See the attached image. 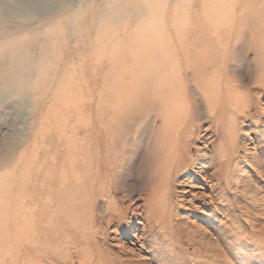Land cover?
I'll use <instances>...</instances> for the list:
<instances>
[{
	"label": "rangeland",
	"instance_id": "374dc122",
	"mask_svg": "<svg viewBox=\"0 0 264 264\" xmlns=\"http://www.w3.org/2000/svg\"><path fill=\"white\" fill-rule=\"evenodd\" d=\"M7 1L0 0V53L4 43L13 46L0 57V264H264V0H153L145 15L138 0H37L25 7ZM43 2L54 7L46 11ZM130 39L187 48L172 50L180 53L175 82L186 105L180 125L160 119L172 106L149 104L160 83L155 73L132 79L119 70ZM24 45L26 62L42 54L45 68L7 74ZM110 57L116 63L109 69ZM200 91L232 94L220 104L230 128L219 130L209 116L211 98ZM235 100L237 107L230 105ZM63 136L91 140L94 156L108 152L107 182H93L79 220L96 217L99 228L80 232L81 245L64 238L77 209L68 207L73 223L66 226L59 213L61 162L54 157ZM162 150L173 156L157 158ZM147 152H156L153 165L161 171L153 187L171 211L144 229L138 211L149 192ZM17 198L19 215L12 212ZM72 203L81 209L79 200ZM135 232L143 233L140 241Z\"/></svg>",
	"mask_w": 264,
	"mask_h": 264
},
{
	"label": "bare ground",
	"instance_id": "6f19581e",
	"mask_svg": "<svg viewBox=\"0 0 264 264\" xmlns=\"http://www.w3.org/2000/svg\"><path fill=\"white\" fill-rule=\"evenodd\" d=\"M22 1L23 2H21V3H22V6L24 5V7L26 5H31V4H34L35 2H37V0H22ZM152 1L153 0H148V1L147 0H138V6L140 7V10L144 9V11H145L144 15L146 13L148 14L149 11L154 8V4L153 3L155 1H153V2ZM7 2H10V0L7 1ZM38 2L40 4V1H38ZM12 3H13V1H12ZM17 4H18V2H17ZM43 4H44L43 7H44V9L46 11H48V10L50 11L52 9V7H54L51 4L46 5V3H44V2H43ZM75 4L77 5L76 2H75ZM15 5H16V3H15ZM10 11H13V10H10ZM15 11L18 13L17 10H15ZM22 11H24L23 8H22ZM28 11L29 10L27 9V11H26L27 14L29 13ZM20 13H22V12H20ZM13 15H15V14H13ZM17 15H19V14H17ZM21 16L25 17L24 14H22ZM26 17H27V15H26ZM138 17H140V16H138ZM139 21H140V19H139ZM155 22H156V20H155ZM122 24H123V22H122ZM27 43H29V42H27ZM167 44H169V43L168 42L166 43V41H160V40L158 42H156V41H147V40L145 41V40H140V39L127 40V42L121 48V54H120L121 56L119 58L118 67H119L120 71H128L129 73H132L131 74L132 75V79H138L141 76H146L144 74L148 75L151 72L153 74L155 73L157 75L160 83H158V85H155L154 87H152L154 93H152V98H151L152 104L150 102H149V104L151 106L155 107L156 109H159V108L160 109L161 108L164 109V107H166V106H172L171 109H165V111L162 112L163 115H160V119H162L163 122H165V121L168 122V124H171V125L172 124H176L178 126L181 123L180 119L178 118V116L186 109V105H184L183 102L181 101V92L178 90L179 85H176V82H175L177 80V76H176L177 70L179 69V66L176 63L179 60L180 53L172 54V50H174V51L176 50L178 52H181V51H186L187 48L184 45H181V43H180V45L179 44H177V45L169 44V46ZM3 46L4 47H2V50H1L2 53H0V57L1 58L4 57V56H1L2 54H4L3 53V49L4 50L7 49L10 52L11 50H9V47L13 46V45L4 43ZM27 52H28V46L27 45H24L23 47H18V51H16V53H18L17 55H20V57H15L14 58V59H18L15 62V66H13L12 63L11 64L8 63V66H6L4 68V70L6 71L7 74H11V75L25 74V73L30 72L33 67H34L33 69H36L37 72H41L45 68V66L42 65L43 64V60H45V59L42 60V57H41L42 54L40 56H38L37 59L33 60V58H30L26 62L25 59H26L27 56L25 54H27ZM148 53H149V55H148ZM24 55H25V58H24ZM5 62H7V61H5ZM126 62H129V63H126ZM113 63H116V61H115V59H111V57H110V61L108 63V68L109 69L111 68L110 66L113 65ZM185 63L188 64V61L186 60ZM4 64H6V63H4ZM51 66H52V64H51ZM146 68H149L150 71L147 72ZM195 74L196 73L193 72V76L194 77H195ZM213 80H215V79H213ZM210 85H211L212 89L214 87H216V86L219 87V85L215 84V83H210ZM138 88H139L138 89V93L142 94L143 88L141 86H139ZM213 90H215V89H213ZM230 94L231 93L228 92V94H225V95L222 93L221 95L212 96L211 91H208V92H201L200 91V95L201 96L209 97V99L211 98V100H208V102H207V105H208V107L210 109L209 110L210 111L209 112V116L210 117L213 116L212 118H214V119H212V120H215L216 124H218L220 131H224L225 129L230 128V125L227 123L226 113H225V111H223V108L220 106V104H222V102L227 100L226 98L230 97ZM239 104H241V103L238 100H235L234 102H231L230 105H233V106L237 107V106H239ZM243 105H244V103H243ZM109 108H110V106H109ZM133 111L134 110H130V111L126 110V114H129V113H131ZM164 135L168 136L166 134H164ZM166 138H168V137H166ZM60 140H61V145L63 146V149L58 152L56 157H54V158H57V159L59 158V161L61 162L60 170H59V173H58V178H56L57 184H55L56 185L55 186L56 187V191H57V193L60 194V201H59L60 205L57 204V206L59 205V207L62 210L59 213H64L61 221H62V223L65 226L67 224L73 223L71 221V219H69L68 207L71 206L73 208L72 211L77 209L76 214H75V221H74L75 223H73L75 226L73 228H71L70 230L67 229L68 233H67V235L64 234V238H65V240L70 238L72 240V242H74L76 245L77 244L81 245V243L83 242L82 239H84V238L80 234V232H85V231L96 232V230H98V228H99V227H97V219H96V217H95V221L94 222H91V223H88V224H86V222H80V221H83L84 217L86 218V215L84 213L85 208L87 207L86 206V199H87L86 197L87 196H92L95 193L93 182L98 181V182L103 183V184H105L107 182L106 178H104L102 172H104L106 170V164H107L106 160H107V156H108L107 153L108 152L107 151H103L102 153H100V155L94 156V154H92V148H93L92 144H94V142H92L91 140L78 139L76 137H66V138L64 137V138H61ZM76 149H78V150H86L87 153L86 154L84 153L83 155H78L76 153ZM147 155L148 156H147V159H146V164L144 166V178H145L144 189H146L148 187V185H149V189H148L149 192L146 194V197L143 198V204H142L143 208L140 211H138L139 214L142 216V219L145 220L142 223L144 229H145V227L147 228V226L152 227L151 223H158L160 221L165 222L168 219L167 215L171 211V210L166 208V211H167L166 212L165 209L161 206V196H160V194L158 192L159 186L158 187H153L154 186L153 184H155V182L156 183L159 182L158 172H159L160 169L157 167V165H155V164L153 165V162L156 160V152H154L152 154L148 153ZM160 156H169V158H171L173 156V153L169 152V151L162 150V151H160V153L157 154V158L160 157ZM29 158L31 159L30 156H29ZM79 166L84 167L85 171H84V173L83 172L82 173L81 172H79V173L76 172V174H75L74 173L75 169L78 168ZM100 167H101V172H100ZM25 168H23L24 170L22 171L24 173L26 172L25 171L26 169H29L28 167L26 169ZM91 172L94 173V178L92 179V181L90 179ZM22 175H23V173H22ZM36 175L37 174H35V176ZM20 176L21 175H19V177ZM47 177H48V175H47ZM50 178H51V176H50ZM8 180H10V179H8ZM19 181H21V180L19 179ZM149 182H150V184H149ZM28 183L30 184V182H28ZM112 183H113L112 187L117 189L118 188V184H115L114 182H112ZM23 184H22V186H23ZM42 185H41V187H42ZM22 186H19V187L22 188ZM29 187H32V185L30 184ZM43 187H44V185H43ZM33 188L35 190V187H33ZM37 188H39V187H37ZM3 189H2V192H3ZM25 189H26V187H25ZM28 189L30 190V188H28ZM50 189H51V187H50ZM8 190H9V187H8ZM54 190L55 189L52 188L51 190H49L50 191L49 193H53ZM40 191H42V190H40ZM180 191H182V190H180ZM30 192H32V191H30ZM33 192H35L34 194H36V190L33 191ZM68 192H71V193H69V195H68ZM104 193L105 192L103 190H98V192H96V195L97 196L98 195H103ZM31 195L28 196V197L31 198ZM74 200H79L81 202V209L78 210L77 206L72 203V201H74ZM9 201H8V204H9ZM21 201H20V198L19 199L17 198L13 202V207H12V212L13 213L18 211V209L16 211H14V210L18 207V203H20ZM24 206H26V205L24 204ZM19 207H20V204H19ZM139 207L140 206L138 205V208ZM108 208L109 207L106 208L107 211H108ZM0 209H2V208H0ZM8 209L6 207V210H8ZM162 211H164V214H162ZM2 212H3V210L0 212V214ZM18 212H16L15 214H17ZM17 215H19V214H17ZM22 215H23V213H22ZM59 215H62V214H59ZM14 216L16 217V215H14ZM29 217H32V215L29 216ZM36 217H37V215H36ZM32 218H34V215H33ZM16 219H14V220H16ZM17 221H18V219H17ZM61 221H59V222H61ZM32 222L34 223V221H32ZM48 222H50V221H48ZM48 222H46V224ZM18 224L20 225V223H18ZM28 224L29 223H26V225H28ZM34 224H35V226H38V225H36V223H34ZM41 226H43V225H41ZM133 226H135V225H133ZM28 227H30V226H28ZM136 229L137 230H141V229H138V227ZM17 230H18V228H17ZM38 230H41V229H38ZM14 231H16V230H14ZM23 231L24 230H22L21 232L23 233ZM21 232H19V233L21 234ZM15 235H16V233H15ZM150 235H151V233H150ZM19 237H20V235H19ZM133 237L136 238L137 241H140L143 238V233L142 232L141 233L135 232L133 234ZM188 239H189V237H188ZM27 240H29V239H27ZM22 243L24 244V242H22ZM22 243H20V244H22ZM16 244H18L17 240H16ZM17 248H19V247H17ZM81 262L83 264H86L85 260H83Z\"/></svg>",
	"mask_w": 264,
	"mask_h": 264
}]
</instances>
